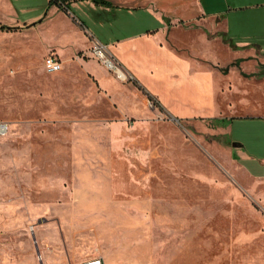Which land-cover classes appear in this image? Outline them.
<instances>
[{"label": "rangeland", "instance_id": "374dc122", "mask_svg": "<svg viewBox=\"0 0 264 264\" xmlns=\"http://www.w3.org/2000/svg\"><path fill=\"white\" fill-rule=\"evenodd\" d=\"M202 1L238 28L253 19L243 4L256 0ZM66 6L0 0V26L15 27L0 29V264H264V191L236 134L171 114L89 56L88 35L132 30L126 10L116 21L86 0ZM51 44L63 45L52 73Z\"/></svg>", "mask_w": 264, "mask_h": 264}, {"label": "crops", "instance_id": "0c3cea01", "mask_svg": "<svg viewBox=\"0 0 264 264\" xmlns=\"http://www.w3.org/2000/svg\"><path fill=\"white\" fill-rule=\"evenodd\" d=\"M86 1L99 14L116 15V21L117 12L126 10L134 24L104 43L133 76L135 84L129 83L156 96L175 116L216 117L227 136L236 134L232 150L264 191V72L251 63L264 60V0L243 4L253 10L245 29L202 0H106L109 6ZM87 42L89 56L102 65L90 53L89 35ZM46 48L62 59L63 45ZM221 50L228 52L227 60ZM256 94L263 98L253 100Z\"/></svg>", "mask_w": 264, "mask_h": 264}, {"label": "built area", "instance_id": "2783aa9c", "mask_svg": "<svg viewBox=\"0 0 264 264\" xmlns=\"http://www.w3.org/2000/svg\"><path fill=\"white\" fill-rule=\"evenodd\" d=\"M91 46L90 53L111 73L122 75L130 83L135 84L133 76L124 68L122 63L112 53L107 44L100 42L89 35ZM43 65L47 72H56L61 69L62 61L54 53H48L43 59ZM9 130V124L0 120V137ZM77 264H105L101 256H93L79 261Z\"/></svg>", "mask_w": 264, "mask_h": 264}, {"label": "trees", "instance_id": "16d2710c", "mask_svg": "<svg viewBox=\"0 0 264 264\" xmlns=\"http://www.w3.org/2000/svg\"><path fill=\"white\" fill-rule=\"evenodd\" d=\"M73 1H75V0H55V2L58 5V7L59 8H63L65 10H69L66 5H69ZM91 1L94 4H97V5H106V6L110 5V3L108 1H106V0H91ZM13 28H15V27H13V26H4V25L0 26L1 30H10V29H13ZM213 121H216V123H219V121L214 119V118H213Z\"/></svg>", "mask_w": 264, "mask_h": 264}]
</instances>
